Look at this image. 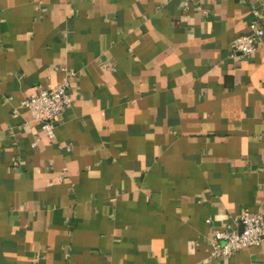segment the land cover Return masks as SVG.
Here are the masks:
<instances>
[{
    "label": "crops",
    "instance_id": "0c3cea01",
    "mask_svg": "<svg viewBox=\"0 0 264 264\" xmlns=\"http://www.w3.org/2000/svg\"><path fill=\"white\" fill-rule=\"evenodd\" d=\"M253 10L264 31V0H0V264H264L209 253L264 211V37L231 52ZM62 68L48 139L18 103Z\"/></svg>",
    "mask_w": 264,
    "mask_h": 264
},
{
    "label": "built area",
    "instance_id": "2783aa9c",
    "mask_svg": "<svg viewBox=\"0 0 264 264\" xmlns=\"http://www.w3.org/2000/svg\"><path fill=\"white\" fill-rule=\"evenodd\" d=\"M92 1V0H88ZM253 18L248 23V31L239 35L231 42L232 54L248 56L252 54L257 43L264 37V31L257 20V11H252ZM60 81L52 88L36 89L18 103L31 116L32 121L39 124L48 139H54V129L58 118L70 105L69 87L75 73L62 68ZM13 115L18 111L14 109ZM35 143H32L34 146ZM66 150L70 145L65 146ZM209 222V221H207ZM264 243V211H242L231 218L222 227L215 230L209 239L210 256L212 258L230 257L235 252Z\"/></svg>",
    "mask_w": 264,
    "mask_h": 264
}]
</instances>
